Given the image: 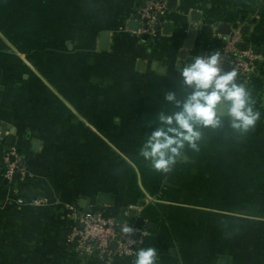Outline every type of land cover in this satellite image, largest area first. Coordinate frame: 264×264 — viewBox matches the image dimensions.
Listing matches in <instances>:
<instances>
[{"label":"crops","instance_id":"1","mask_svg":"<svg viewBox=\"0 0 264 264\" xmlns=\"http://www.w3.org/2000/svg\"><path fill=\"white\" fill-rule=\"evenodd\" d=\"M149 1L0 0V264H107L69 240L76 214L101 208L148 231L151 264H264V0H166L154 37L138 33ZM243 28L263 57L229 85L255 119L235 126L222 98L218 123L193 119L199 136L158 167L155 132L186 131L175 114L214 90L185 69ZM11 147L24 168L12 180Z\"/></svg>","mask_w":264,"mask_h":264},{"label":"built area","instance_id":"2","mask_svg":"<svg viewBox=\"0 0 264 264\" xmlns=\"http://www.w3.org/2000/svg\"><path fill=\"white\" fill-rule=\"evenodd\" d=\"M168 12L166 0H150L142 15L147 19L146 25L138 33H148L152 37L159 32V24ZM223 50L216 57L217 77L228 71L245 78L254 74L258 60L262 58L252 44L246 47L244 35L239 29L224 38ZM205 61L209 60L206 56ZM227 66V68H226ZM215 81H213V86ZM6 164L5 177L12 180L17 174L24 173L16 147H11L4 154ZM38 202V201H37ZM76 220L82 224L73 226L69 240L85 253L98 255L107 260V264H123V260H135L143 252V238L148 233L145 228L136 226L127 218L106 211L104 208L84 211L76 214ZM139 234V237H136Z\"/></svg>","mask_w":264,"mask_h":264},{"label":"clouds","instance_id":"3","mask_svg":"<svg viewBox=\"0 0 264 264\" xmlns=\"http://www.w3.org/2000/svg\"><path fill=\"white\" fill-rule=\"evenodd\" d=\"M216 57L210 58L208 61L204 59L198 60L195 64L186 68L184 71L188 83L195 82L198 88L207 89L213 85L214 90L211 93L206 91H196L191 94L189 101L184 105V111L175 114L176 122L186 131L178 128H170L168 131L160 129L155 132L153 140L150 142L151 150L147 153L150 156L157 157V166L165 167L169 163L166 158L168 151L176 153L183 140H194L199 136V132L194 130L191 123L193 119L202 120L205 124L218 123L217 113L215 111L216 103L224 98L225 100H234L231 109V115L235 118V126L247 127L255 119L251 109L246 110V97L244 90L240 87L230 86L229 82L233 79V74L217 77L218 68ZM227 104L225 103V111ZM169 124L172 123L173 117L165 118ZM169 132L177 133L176 136L170 135ZM151 251L142 252L138 264H151Z\"/></svg>","mask_w":264,"mask_h":264},{"label":"water","instance_id":"4","mask_svg":"<svg viewBox=\"0 0 264 264\" xmlns=\"http://www.w3.org/2000/svg\"><path fill=\"white\" fill-rule=\"evenodd\" d=\"M176 5H177V0H169V4H168L169 9H173V8H175ZM168 12H169V10H168ZM139 17H140V18H143V22H144V26H145V25H146L145 23L147 22V19L143 17L142 13L139 15ZM164 18H165V17H163L162 19H164ZM129 24H130V26H131L132 29H137V28L139 27V25H140V22L137 21V20H135V16H133V17L131 18ZM169 25H170L169 23L166 24V27L168 28ZM235 26L237 27V24H235ZM225 29H226V30H225ZM229 29H230V26L227 25V24H224V25L221 26V30H223V31L226 32V33H227V32L229 33ZM243 31H244V32H248L249 30H248L247 28H243ZM194 35H195V31L192 30V31L190 32V40H189L188 43H187L188 46L191 45V41H192ZM100 41H101V45H100L101 49H106V48H108V45H109V34H108L107 32H104V33L101 35V40H100ZM212 57H215V55H212L211 58H212ZM226 67H227V66H226ZM222 104H223V100L221 99V100H219V101L216 103V105H215V110H220L221 107H222ZM233 104H234V100H232V99H228V100H227V110H228V111L231 112V109H232V107H233ZM11 144H13V142H12ZM102 199H103V198H101V200H102ZM104 200H106L105 202H108V203L111 202V201H109V199H106V198H105ZM134 211H135V210H132L131 213L133 214Z\"/></svg>","mask_w":264,"mask_h":264},{"label":"trees","instance_id":"5","mask_svg":"<svg viewBox=\"0 0 264 264\" xmlns=\"http://www.w3.org/2000/svg\"><path fill=\"white\" fill-rule=\"evenodd\" d=\"M244 38L249 43L251 41L250 40V33L249 32H244Z\"/></svg>","mask_w":264,"mask_h":264}]
</instances>
